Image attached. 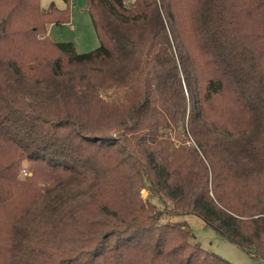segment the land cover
<instances>
[{
    "label": "trees",
    "instance_id": "obj_1",
    "mask_svg": "<svg viewBox=\"0 0 264 264\" xmlns=\"http://www.w3.org/2000/svg\"><path fill=\"white\" fill-rule=\"evenodd\" d=\"M86 1L78 53L0 0V264H232L190 214L264 261V0Z\"/></svg>",
    "mask_w": 264,
    "mask_h": 264
},
{
    "label": "rangeland",
    "instance_id": "obj_2",
    "mask_svg": "<svg viewBox=\"0 0 264 264\" xmlns=\"http://www.w3.org/2000/svg\"><path fill=\"white\" fill-rule=\"evenodd\" d=\"M54 4L59 9H68L71 14L70 23L48 26V35L54 42H72L78 53L90 52L100 45L99 38L93 26L91 16L87 9L86 0H41V6L48 8ZM145 198L150 197L149 191L144 190ZM159 210L167 209L171 202L166 204L158 198H151ZM175 221H186L192 228L196 239L204 248L220 255L232 264H264L263 260H257L242 251L232 243L226 236L220 234L212 227L206 226L205 221L195 214L185 215L174 219Z\"/></svg>",
    "mask_w": 264,
    "mask_h": 264
}]
</instances>
